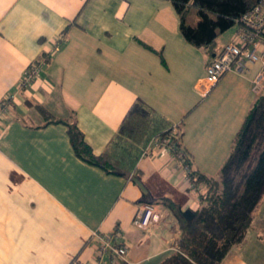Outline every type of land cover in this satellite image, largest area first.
I'll return each mask as SVG.
<instances>
[{
	"label": "crops",
	"instance_id": "0c3cea01",
	"mask_svg": "<svg viewBox=\"0 0 264 264\" xmlns=\"http://www.w3.org/2000/svg\"><path fill=\"white\" fill-rule=\"evenodd\" d=\"M213 58L186 41L170 0H0V264H110L98 238L116 230L120 264H159L198 232L205 188L155 140L177 126L189 170L220 175L260 64L203 98ZM69 125L107 168L78 155ZM142 204L161 215L149 230L133 225ZM221 264H264L260 206Z\"/></svg>",
	"mask_w": 264,
	"mask_h": 264
},
{
	"label": "trees",
	"instance_id": "16d2710c",
	"mask_svg": "<svg viewBox=\"0 0 264 264\" xmlns=\"http://www.w3.org/2000/svg\"><path fill=\"white\" fill-rule=\"evenodd\" d=\"M170 1L179 15L180 29L186 41L214 53V56L220 52L216 51L218 38L259 2ZM192 7L197 9L200 18L197 25L187 23V14ZM171 128L159 137L166 135ZM69 135L79 156L101 165V160L93 156L76 126L69 125ZM176 142L179 145V139ZM183 156L186 157L185 154ZM186 159L185 164L188 165ZM189 175L198 186L205 188L196 216L200 230L183 234L178 250L159 264H221L230 250L245 239L264 198V93L257 98L242 123L220 175L210 177L191 171Z\"/></svg>",
	"mask_w": 264,
	"mask_h": 264
},
{
	"label": "built area",
	"instance_id": "2783aa9c",
	"mask_svg": "<svg viewBox=\"0 0 264 264\" xmlns=\"http://www.w3.org/2000/svg\"><path fill=\"white\" fill-rule=\"evenodd\" d=\"M236 24L238 29L231 41L214 56L207 66L206 75L196 84V91L203 98L210 94L226 73L233 71L246 74L249 72L250 66L257 63L260 64V69L252 79V92L258 97L264 93V0H259L252 9L236 20ZM44 65V61L32 63L23 78L22 86L26 87L38 79ZM179 138V128L173 126L166 135L158 137L155 142L159 146L167 147L175 152L191 178L189 166L185 164L184 156L178 149L176 141ZM144 153L146 154L147 151ZM160 217L161 215L155 206L142 204L136 212L133 225L149 230L153 224L159 222ZM115 236H120L119 230L110 236L98 238L101 244L98 253L103 255L106 252H111L110 264H120V261L125 260L128 251L125 245L113 243Z\"/></svg>",
	"mask_w": 264,
	"mask_h": 264
},
{
	"label": "rangeland",
	"instance_id": "374dc122",
	"mask_svg": "<svg viewBox=\"0 0 264 264\" xmlns=\"http://www.w3.org/2000/svg\"><path fill=\"white\" fill-rule=\"evenodd\" d=\"M199 20H200V18H199V15L197 13V9L192 7L187 14V23L190 25H197ZM235 30H236V26H233L230 30H228L223 35H221L219 37V45L218 46L220 47L221 45H224L227 42V40H229V39L231 40V38L235 34ZM260 209L262 211L263 219H264V198L261 202Z\"/></svg>",
	"mask_w": 264,
	"mask_h": 264
}]
</instances>
